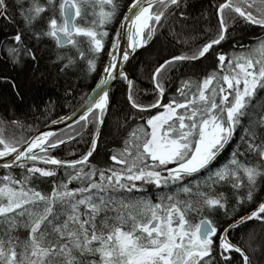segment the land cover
<instances>
[{"label": "snow or ice", "instance_id": "obj_1", "mask_svg": "<svg viewBox=\"0 0 264 264\" xmlns=\"http://www.w3.org/2000/svg\"><path fill=\"white\" fill-rule=\"evenodd\" d=\"M119 8L118 0H0V19L7 25L22 22L0 48L14 65L38 63L48 51L44 42L51 40V63L60 73L80 69L91 75L109 35L106 26ZM185 9L186 0H131L99 79L78 106L79 118L66 125L63 138L44 131L17 141L0 132V157L8 158L3 167L22 170L19 179L10 173L0 177V264H241V258L242 264H252L229 232L253 221L264 229V39L241 45L242 50L232 54L216 47L228 39L230 28L264 29V0L219 3L216 35L191 51L160 58L150 69L151 88L142 93L120 65L129 60V50L148 45L162 28H169L178 45L194 43L175 30L186 18ZM225 10L235 15L226 21ZM121 35L126 38L124 49ZM213 53L215 69L198 80L181 79L179 98L162 102L170 73ZM117 77L126 85L127 103L136 110L133 116L143 123L110 157L120 167L100 169L89 158L111 105L110 82ZM149 91L155 99L142 102L141 95ZM148 109L155 114L145 119ZM62 119L68 117L50 122ZM86 132L91 143L78 159L51 154ZM61 168L64 178L57 182ZM49 178L51 191L40 190L39 184ZM72 181L78 186L70 187ZM149 186L156 192L155 201L147 194ZM248 205L255 206L232 219ZM217 213L232 221L223 230L213 219ZM255 239V229H250L245 242L253 253L259 249L253 247Z\"/></svg>", "mask_w": 264, "mask_h": 264}, {"label": "trees", "instance_id": "obj_2", "mask_svg": "<svg viewBox=\"0 0 264 264\" xmlns=\"http://www.w3.org/2000/svg\"><path fill=\"white\" fill-rule=\"evenodd\" d=\"M221 2L223 0H186V18L181 19L180 24L175 26V30L181 32V36L185 39L189 37L194 39V43L190 42L188 47L182 44L178 45L169 35V28H162L158 30L156 36L153 37L148 45H145L131 57V61L127 64L125 70L129 78L135 82L136 87L141 89L142 93L143 90L151 88L149 81L150 69L160 62V58H167L169 54H179L181 51H191L216 35L218 32V18L215 7ZM118 3L120 4L118 15L110 25L106 26L109 35L105 38L104 49L96 57L97 69L91 75L85 74L80 69L72 70L67 74L60 73L58 68L51 63V59H54V53L51 52L54 44L51 40L44 42L48 51L43 52L38 63L27 60L24 63L14 65L6 58L5 52L0 48V77H7L6 80L0 79V132L5 138H14L17 141L26 140L27 137L45 126L49 121L79 106V103L84 100L85 94L96 83L107 61L112 36L116 34L122 14L127 9L128 4L131 3V0H118ZM234 15L235 13L230 10H225L226 21ZM169 25H172V21H169ZM184 25L186 27L182 28ZM18 26H22V22L19 19L15 20L11 25H7L0 19V42L10 37ZM205 28H210L211 31L205 32ZM261 39H264V29L259 26L240 25L235 28L234 32L231 28L229 29L228 39L222 41L216 47V51L232 54L241 51V45H254ZM217 63L218 61L213 53L206 59L202 58L198 63L182 67L178 71L174 70L170 73L171 80L165 81L166 95L162 98V102L167 103L169 97L174 95L179 98L176 94V88L180 86L181 79L191 77L193 80H198L215 69ZM13 83L16 88L12 87ZM17 91L21 93L20 96L16 94ZM109 92L111 105L106 113L104 123L101 125L97 149L89 158L91 164L100 169L120 167L110 157L114 152L124 147V140L128 133L143 123L141 119L133 116L136 110L131 109L127 103L123 80L117 78L110 87ZM140 99L142 102L148 103L152 102L155 97L149 91L146 95L142 94ZM45 105L51 106L45 109ZM159 110L162 111L163 109ZM148 114H155V110L148 109L147 113H145V119ZM12 121H18L22 127L13 124ZM72 127L76 130L80 128L76 124ZM66 131L59 132L57 136L63 138V133ZM90 136L91 133L86 132L83 138L76 137L75 142L67 141L62 147L52 150L51 154L62 159H78L80 155L88 150V145L91 143ZM233 143L234 141L226 146L221 160L231 152ZM38 166L44 165L38 163ZM21 171L18 166L8 169L0 168V177L10 173L19 179ZM63 178L64 169H58V175L55 180L59 182ZM94 179H98V175ZM52 183L53 180L50 178L43 180L38 188L50 192ZM69 186L75 187L78 184L72 181ZM147 194L155 201L156 192L151 186H149ZM261 195H264V188H261ZM259 198L258 196L257 200ZM254 206L248 205L242 208L232 219H236L239 215L250 211ZM213 219L219 220L221 230L232 222L230 219L222 218L220 213H217ZM250 229H255L256 232L253 247L259 246L255 253L249 251L245 242ZM19 235L23 237L25 230H19ZM242 235L244 240H241ZM229 239L234 243L238 241L241 243V246L245 248V251L248 252L252 259V264H264V229L260 228L259 222H248L242 227L230 230ZM232 255L239 257L238 253H232ZM217 259H219L218 256Z\"/></svg>", "mask_w": 264, "mask_h": 264}, {"label": "water", "instance_id": "obj_3", "mask_svg": "<svg viewBox=\"0 0 264 264\" xmlns=\"http://www.w3.org/2000/svg\"><path fill=\"white\" fill-rule=\"evenodd\" d=\"M125 11H127V9H126ZM125 11H124L123 14H122V18H123V16H124ZM122 18H121V19H122ZM120 21H121V20H120ZM119 25H120V22H119V24H118V27H119ZM120 40H121V44H120L121 49L126 48V47H127L126 38H125L123 35H121ZM139 50H140V49H137L135 52H131V50H129V51H130V57H129V60L126 61V62H124L123 64H121L120 67H123L124 70H125L127 64L131 61V57H132L136 52H138ZM115 54L119 57V56L121 55V52L117 51ZM107 60H108V57H107ZM102 70H103V68H102ZM102 70H101V71H102ZM125 71H126V70H125ZM126 72H127V71H126ZM117 78H118V77H117ZM98 79H99V77H98ZM98 79L96 80V83H97ZM114 81H115V80H114ZM114 81L110 82V85H111V86H112V84L114 83ZM96 83L94 84V86L92 87V89L95 87ZM111 86H110V87H111ZM92 89H91V90H92ZM91 90H90V91H91ZM109 90H110V88H109ZM90 91H89V92H90ZM125 92H126V85H125ZM82 103H83V101L80 102L79 105H82ZM79 113H80V107L77 106L76 108H74V109L68 111V113L61 114V115L57 116V117H65V116H67L68 119H62V120H60V121H59L58 123H56V124H52V123L49 121L45 126H43V127H41L40 129L36 130V132L33 133L32 135H34V134H38L39 132H44V131H52V132H54V133L57 135L59 132L64 131V130H67L66 125L71 124V123H72V119H78V118H79V116H78ZM55 119H56V118H55ZM53 120H54V119H53ZM73 125H75V124H73ZM73 125H72V126H73ZM101 128H102V126H101L100 129H99V134H100ZM32 135H30V136H32ZM30 136H29V137H30ZM27 139H28V137L26 138V140H27ZM98 139H99V135H98ZM7 160H8L7 157H0V168H1V169H5V168L3 167V165L7 162ZM9 168H14V167L9 166Z\"/></svg>", "mask_w": 264, "mask_h": 264}]
</instances>
